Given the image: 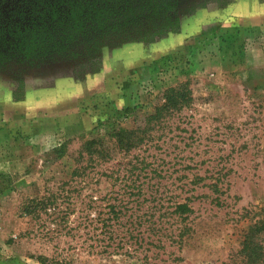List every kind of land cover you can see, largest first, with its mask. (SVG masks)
I'll return each instance as SVG.
<instances>
[{
    "label": "rangeland",
    "instance_id": "374dc122",
    "mask_svg": "<svg viewBox=\"0 0 264 264\" xmlns=\"http://www.w3.org/2000/svg\"><path fill=\"white\" fill-rule=\"evenodd\" d=\"M181 6L175 33L104 45L96 64L79 46L75 57L3 65L0 264H42L39 256L73 264H238L243 233L264 206V2ZM181 86L188 104L138 149L103 160L87 155L85 143L111 148L113 129L133 130L166 89ZM157 197L163 206L189 199L192 213L184 223L162 218L163 210L151 209ZM48 198L47 212L28 213L31 201Z\"/></svg>",
    "mask_w": 264,
    "mask_h": 264
},
{
    "label": "trees",
    "instance_id": "16d2710c",
    "mask_svg": "<svg viewBox=\"0 0 264 264\" xmlns=\"http://www.w3.org/2000/svg\"><path fill=\"white\" fill-rule=\"evenodd\" d=\"M183 1L0 0V70L6 68L3 65L8 64L10 59L15 60L18 65L32 67L54 56L70 54L69 56L75 57L77 52L72 51L79 46L83 49L82 54L93 56L96 64L104 45L151 43L156 38L175 33L179 30L178 13ZM189 101V94L183 86L168 88L163 92L162 104L155 107L152 114L142 116L140 121L136 117L138 123L133 130L116 128L110 132L109 140L113 144L111 148L105 141L92 140L84 144V150L87 155H96L101 160L112 151L129 153L136 150L143 145L146 136L154 131L155 125L172 112L186 106ZM184 200L183 203H168L163 206L162 200L157 197L150 201L153 204L156 202L151 209L163 210L164 213H160L162 218L175 216V222L180 220V223H184L192 213L188 206L189 199ZM50 202V198L31 201L28 213L47 212ZM108 206L110 212L116 210L114 206ZM167 208H172V211ZM102 215L97 213L98 218ZM147 216L149 217L145 221L149 222V226L146 231L152 232L155 230L151 221L153 218L151 214H146L145 217ZM252 220L243 233L236 252L238 264H264V206L255 212ZM107 226V223L102 224V228H108ZM128 231L136 229L133 227ZM187 232L188 229L183 227L174 242L181 244ZM135 241L141 246V239L135 238ZM108 246L110 245L104 244L102 250L107 255L106 259L110 256L106 252ZM120 248L116 244L112 251ZM144 258L147 260V257ZM37 259L42 264H73L71 261L49 260L40 256Z\"/></svg>",
    "mask_w": 264,
    "mask_h": 264
}]
</instances>
